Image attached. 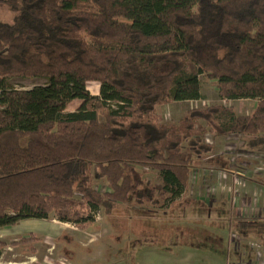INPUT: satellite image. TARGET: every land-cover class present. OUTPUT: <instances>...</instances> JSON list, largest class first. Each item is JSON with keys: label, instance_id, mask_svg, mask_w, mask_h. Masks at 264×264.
I'll return each instance as SVG.
<instances>
[{"label": "trees", "instance_id": "obj_1", "mask_svg": "<svg viewBox=\"0 0 264 264\" xmlns=\"http://www.w3.org/2000/svg\"><path fill=\"white\" fill-rule=\"evenodd\" d=\"M0 3L15 14L0 21V228L53 218L84 231L99 210L109 218L158 196L173 203L197 161L218 160L208 133L244 134L249 150L264 147V0ZM200 76L217 81L225 102L258 100L254 112L216 104L159 123V106L201 98ZM13 78L47 83L21 90ZM74 100L77 110L58 112ZM146 169L160 174L159 193ZM6 246L0 241V256Z\"/></svg>", "mask_w": 264, "mask_h": 264}, {"label": "rangeland", "instance_id": "obj_2", "mask_svg": "<svg viewBox=\"0 0 264 264\" xmlns=\"http://www.w3.org/2000/svg\"><path fill=\"white\" fill-rule=\"evenodd\" d=\"M14 16L7 5L0 3V21L10 23ZM199 79L201 98L159 106V123L177 124L188 110L216 104L233 106L238 115H251L254 112L258 100L225 102L218 96L217 81H208L202 76ZM9 83L16 89L26 90L45 85L47 81L13 78ZM86 88L91 95H100L99 83L90 82ZM81 104V100H74L58 108V112H74ZM248 139L244 134L223 137L208 133L205 136V142L213 146L212 155L217 156L218 162L208 165L202 159L197 161L192 167L187 188L190 196L200 201L194 204L198 206L197 209L200 207L199 210H202L204 204L209 206L215 203L214 209L211 207L214 210L211 221L208 217H201L197 210L196 215L191 216L192 208L185 204L186 197L181 195L173 199L175 202L171 206L169 199L158 196L161 203L154 206L147 204L142 209L129 212L118 207L109 218L104 217L102 210L97 211L91 232L97 230L99 223L108 227V233L97 244L94 242L95 233L91 236L88 230H79L71 223H62L53 218L27 219L25 226L23 223L17 228L1 231L0 237L8 245L4 258L8 254L17 260V264H68L69 258H74L76 264H236L240 260L248 262L247 259L256 254L259 260L252 261L264 264V221L261 226L251 225L257 222L255 218L264 210V147L249 150L246 147ZM143 176L159 193L162 186L160 174L146 169ZM94 184L97 190L107 191L104 181L94 180ZM225 198L239 216H253V220L241 224L244 220L226 207ZM180 200L184 203L176 206ZM168 209L173 210L171 214L166 212ZM130 217L132 221L140 222L141 232H132L133 225L128 224ZM106 221L109 224H105ZM241 225L263 232L250 233ZM29 228L32 233H29ZM23 230H30L26 235H35L39 242L31 245L32 249L24 245L13 249L10 242L13 238H20ZM62 233L65 236L58 240ZM96 246L95 253L93 248ZM102 250L104 253L100 256ZM32 253L41 258L32 257Z\"/></svg>", "mask_w": 264, "mask_h": 264}, {"label": "crops", "instance_id": "obj_3", "mask_svg": "<svg viewBox=\"0 0 264 264\" xmlns=\"http://www.w3.org/2000/svg\"><path fill=\"white\" fill-rule=\"evenodd\" d=\"M190 190H188V188H186V189H184V192H182L180 195H181V197H183V198H185L186 197V201H185V204L187 205V206H190L191 208H192V211H191V216H195L196 215V210L199 212V215H201V217H203L204 219L206 218V217H208V219L210 220V218L212 217V215H213V212H214V210H211V207H213V209H214V207L215 206H213V205H215V203L214 204H212V205H205L204 203V207H201L202 208V210H199L200 209V207L197 209V207L198 206H196L195 207V205L194 204H196V203H198V202H200L196 197H191L190 196V192H189ZM182 198V199H183ZM159 201V200H158ZM169 202L171 201L170 199L168 200ZM225 201H226V207H228L229 208V210L230 211H232V212H234L235 214H237L236 213V211H235V209L231 206V204L227 201V199L225 198ZM179 202V203H178ZM205 202V201H204ZM159 203H161V202H159ZM159 203H157V204H159ZM182 203H184V202H182L181 200L180 201H177V204L176 205H178L179 204V206H181V204ZM157 204H154V205H157ZM173 203H171L170 204V206L172 205ZM153 204H152V206H154ZM197 205H199V204H197ZM122 208H124V210H126L127 212H129V210H133V209H135V208H130L129 209V207L127 208V207H125L124 205L122 206ZM185 208H187L186 206H185ZM172 209V208H171ZM136 210H138V209H136ZM172 211L173 210H170V209H168V210H166V212H168V214H171L172 213ZM261 213V214H260ZM259 213V216L257 217V218H255L256 220H257V222L255 223V224H251L252 226H261L263 223H262V221H264V210L263 211H261ZM133 214V213H132ZM135 215V214H134ZM238 215V214H237ZM239 216V215H238ZM239 218H241L242 220H244V221H242L241 222V224L242 223H247L248 222V220L251 222L253 219V216H249L248 218H245V217H241V216H239ZM130 221H128V224H131V225H133V227L131 228V230H132V232H136V233H139V232H141V230H140V222H138V221H132V217H130ZM44 220H47V219H44ZM133 220H135L134 218H133ZM209 220H207V221H209ZM211 221V220H210ZM34 222V221H33ZM24 223V226H25V224L27 223V219H24V220H20L19 222H17V224H15V225H13V226H6V227H2V228H0V233H1V231H4V230H6V229H13V228H17L18 226H20L21 224H23ZM63 223V222H62ZM127 223V222H126ZM100 225H99V227H97V230H95V232H91V226L87 229L89 232H91V236H93V233H95V236H94V242H95V244H97L98 242H100L101 241V239H102V237H103V235H105V234H107L108 233V227H106V226H104L103 224H101V223H99ZM105 224H109V222H107L106 221V223ZM75 226V225H74ZM251 226V227H252ZM30 227H32L33 228V225H31ZM76 227V226H75ZM241 227H242V225H241ZM77 228V227H76ZM242 228H244V227H242ZM30 229V228H29ZM78 229V228H77ZM246 231H249L250 233H253V231H257V232H259L260 230H257V229H246V228H244ZM31 230V229H30ZM30 230H23V232H21L20 233V235H19V237L20 238H18V237H16V238H13L12 239V241H18L19 239H21V238H24V237H29L30 235H26ZM84 231H86V230H84ZM33 231L31 230V232H29V233H32ZM260 232H263L262 230L260 231ZM12 234H13V232H12ZM13 235H15V234H13ZM22 235V236H21ZM62 235H64L65 236V234L64 233H62ZM15 239V240H14ZM0 241H3L2 239H1V237H0ZM11 241V242H12ZM3 242H5V241H3ZM8 246V245H7ZM6 246V247H7ZM11 247H13V249L14 248H16V247H18L19 245H16V246H12V245H10ZM24 246H27V245H24ZM5 247V248H6ZM28 247H30V249H32L31 248V245L30 246H28ZM5 248L3 249V251H2V254H1V256H0V264H17L16 262H17V260L15 261V260H13L12 259V257L11 256H9L8 254H7V257L6 258H4V256H5V252H4V250H5ZM62 248V250H65V248L64 247H61ZM96 248H97V246L95 247V248H93V251L96 253ZM32 252H34V250H32ZM104 253V251L102 250L101 252H100V256L102 255ZM254 256V258H255V261H258L259 259V255H255V254H253ZM31 256L32 257H38V260L41 258V257H39L37 254H31ZM94 258H97V257H95L94 256ZM252 258V257H251ZM236 259H238V256H237V258ZM33 260V258H31V261ZM47 261L49 260V259H46ZM50 261V260H49ZM19 264V263H18ZM20 264H23V263H20ZM25 264V263H24ZM30 264H33V263H30ZM38 264V263H37ZM68 264H76L75 262H74V258H69V262H68ZM252 264H256V263H252Z\"/></svg>", "mask_w": 264, "mask_h": 264}]
</instances>
